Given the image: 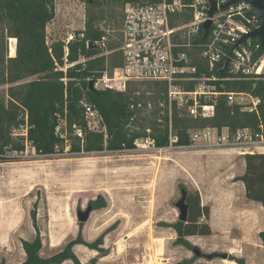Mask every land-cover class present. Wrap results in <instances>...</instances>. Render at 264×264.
<instances>
[{"label": "trees", "instance_id": "16d2710c", "mask_svg": "<svg viewBox=\"0 0 264 264\" xmlns=\"http://www.w3.org/2000/svg\"><path fill=\"white\" fill-rule=\"evenodd\" d=\"M55 1L0 0V38L17 40L12 56H8L7 41H3L5 52L0 57V85L7 86L0 92V162L13 161L8 159L11 157L8 152L25 150V136L14 134L22 126H27V139L36 154L52 156L66 149L76 155L133 150L140 139H150L158 148L166 147L170 143V122L179 146L190 144V128L213 126L228 127L230 131L239 128L259 131L264 125V80H227L226 75L208 69L198 59L194 61L197 76L215 74L218 80L213 83L219 91H247L259 96L258 112L242 111L222 95L212 119L193 118L176 102L170 103L167 86L157 81L147 82L150 88L144 90L137 87L140 81H129L125 91L91 89V80L123 64L122 51L118 49L120 41L109 39L107 48L114 51L107 55L97 44L107 32L102 25L103 16L96 9L109 4L123 7L128 0H84L87 4L85 26L75 33L67 52L63 40L51 44L47 41V26L56 16ZM252 14L253 11L248 12V16ZM110 16L115 17L114 12ZM255 24H259L257 19ZM30 77L34 79L26 81ZM192 87L193 84L187 85V88ZM87 106L101 117L100 128L89 126ZM244 159L245 171L234 179L244 183L248 199L264 208V152L247 153ZM180 187L187 191V219L168 225L176 232L174 244L193 251L197 246L189 236L212 234L211 225L203 220V217L209 218L210 207L202 203L198 190L192 192L184 185ZM89 205L94 210L100 209L106 206V201L100 197L89 201ZM31 216L36 235L22 239L25 257L19 264H63L68 260L84 264L74 247L83 245L98 253L104 252V239L113 230L112 227L106 229L91 242L85 240L80 231L59 251L44 256L36 209L31 211ZM259 237L264 245V231ZM197 259L193 255L174 264H198ZM227 259L246 264L243 257L231 253ZM0 264L6 262L2 260ZM88 264H96V261Z\"/></svg>", "mask_w": 264, "mask_h": 264}, {"label": "rangeland", "instance_id": "374dc122", "mask_svg": "<svg viewBox=\"0 0 264 264\" xmlns=\"http://www.w3.org/2000/svg\"><path fill=\"white\" fill-rule=\"evenodd\" d=\"M55 8V19L47 26L49 44L64 40L69 33L75 34L85 26L87 4L84 0H56ZM96 10L103 16L102 25L109 39L118 42L122 7L109 4ZM113 12L115 17L110 16ZM3 41H7V54L12 56L17 40L0 38V57L5 52ZM6 87L0 85V92ZM137 87L144 90L150 85L140 82ZM89 126L98 129L101 124L91 118ZM14 132L20 134L22 129ZM8 155L13 161L0 162V262L4 260L6 264L24 260L22 239L36 235L33 209L37 212L44 256L59 251L80 231L91 242L112 227L104 239V252L98 253L83 245L74 249L82 263L95 260L96 264H174L192 257L193 251L174 244L176 232L168 225L179 219L176 203L182 196L180 185L192 192L198 190L205 203H217L222 190L229 188L220 181H230L244 170L240 158L243 154L236 150L201 146L160 150L144 139L137 141L135 149L126 151L76 155L66 149L52 156L32 152L23 157H14L12 152ZM203 181L206 186H201ZM100 197L106 206L93 209L88 221L80 222L78 211H85L89 201ZM237 206L239 213L247 207L241 202ZM209 207L210 216L203 220L212 225L214 219L215 230L220 233L217 213L212 215L213 207L211 204ZM215 236L225 240L217 234L195 236L190 241L204 252L225 251L210 250ZM255 240L256 234H252L246 241ZM197 263H226V259L198 257Z\"/></svg>", "mask_w": 264, "mask_h": 264}, {"label": "built area", "instance_id": "2783aa9c", "mask_svg": "<svg viewBox=\"0 0 264 264\" xmlns=\"http://www.w3.org/2000/svg\"><path fill=\"white\" fill-rule=\"evenodd\" d=\"M217 10L210 17V0H128L122 7V25L119 50L123 64L106 71L94 80L95 88H111L125 91L129 81H157L167 86L168 98L185 108L193 118L212 119L220 96H225L231 105H237L245 112H258L259 96L247 91H219L213 81L215 74L197 76L198 59L212 71H220L229 59L227 80H264V51L258 38H247L238 42L250 31L260 27L261 22L252 6L246 2L222 8L230 0H214ZM254 14L248 16V12ZM188 16L186 18L185 16ZM212 21L205 38L204 23ZM259 24H255V20ZM245 20V21H244ZM75 39L69 33L63 40L65 52ZM109 36L105 34L97 42L105 55L114 51L108 49ZM222 76V75H221ZM193 84L192 88H187ZM87 117L101 121L96 110L86 107ZM26 148L13 151L23 157L29 152L36 154L35 147L27 139V126L21 127ZM18 135L17 132H14ZM190 144L177 145L178 136L170 122V143L160 150L175 147L228 148L239 154L260 152L264 148V125L259 131L239 128L230 131L228 127L206 126L189 130ZM147 141L152 140L148 139ZM137 143V142H136Z\"/></svg>", "mask_w": 264, "mask_h": 264}, {"label": "crops", "instance_id": "0c3cea01", "mask_svg": "<svg viewBox=\"0 0 264 264\" xmlns=\"http://www.w3.org/2000/svg\"><path fill=\"white\" fill-rule=\"evenodd\" d=\"M240 158L242 159L244 173L246 167L244 155ZM235 177L236 176H233L232 178ZM220 182L221 184L225 183L224 185H227L229 188L222 190L220 198L218 199L219 201H217V203H205L202 201L203 204L212 205V215L215 216V213H217V221L220 222V233H218L215 230L216 226L213 223V219L211 235L214 236L220 234L222 237H225V240L217 239L216 236L213 237L214 240L211 241L212 246L210 247V250H225L228 254L231 253L238 257H243L246 260V264H249L251 261L253 263L260 262V264H264V245L259 237V233L264 231L263 206L260 203L247 198L243 182L236 181L235 179L230 181L229 179H227V181L225 179ZM203 184H206L205 181L201 183V186ZM240 202L247 205L241 213H239V206H237V203ZM218 205L219 209L217 210L215 207ZM260 215H262V221L260 220ZM252 234H256L257 240L249 243V241L246 240ZM195 236L198 235L189 236L188 238L191 240V238ZM198 237L202 238L201 236ZM79 246L80 245H76L74 249ZM216 264H237V262L226 259V263Z\"/></svg>", "mask_w": 264, "mask_h": 264}, {"label": "water", "instance_id": "95a60500", "mask_svg": "<svg viewBox=\"0 0 264 264\" xmlns=\"http://www.w3.org/2000/svg\"><path fill=\"white\" fill-rule=\"evenodd\" d=\"M211 2V9L209 10L210 17L214 15V13L217 10V5L214 0H210ZM240 2H246L250 4L259 18L261 25L259 28L254 29L253 31L248 32L245 34L242 39L238 42V44L242 43L247 38H258L260 40V43L262 45V49L264 51V0H230L226 4L222 6V8H227L233 4H237ZM212 21L209 19L207 22L204 23V29H205V38L208 36L210 28H211ZM229 64V59L226 60L225 67L221 70V75L223 76L227 70ZM90 88L95 89V83L94 80L90 81ZM187 198V191L182 190V196L179 199V201L176 203V206L180 212L179 219L185 221L187 219V213H188V205L186 203ZM93 211L92 206H88V208L85 211H78L77 217L80 222H86L88 221L91 213ZM193 253L199 257V258H205L208 260H214L216 258L221 259H227L228 253L225 251H214V252H204L200 250L199 248H195L193 250Z\"/></svg>", "mask_w": 264, "mask_h": 264}]
</instances>
